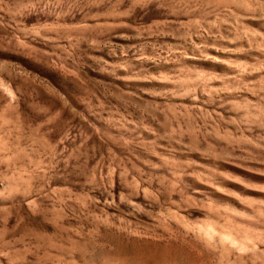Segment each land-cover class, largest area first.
<instances>
[{
	"label": "rangeland",
	"instance_id": "rangeland-1",
	"mask_svg": "<svg viewBox=\"0 0 264 264\" xmlns=\"http://www.w3.org/2000/svg\"><path fill=\"white\" fill-rule=\"evenodd\" d=\"M0 264H264V0H0Z\"/></svg>",
	"mask_w": 264,
	"mask_h": 264
}]
</instances>
